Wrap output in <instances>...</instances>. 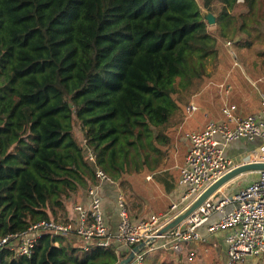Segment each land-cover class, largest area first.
<instances>
[{
    "label": "trees",
    "instance_id": "1",
    "mask_svg": "<svg viewBox=\"0 0 264 264\" xmlns=\"http://www.w3.org/2000/svg\"><path fill=\"white\" fill-rule=\"evenodd\" d=\"M200 2L0 0V237L68 220L97 181L87 148L114 181L141 171L166 142L175 83L210 76L223 41L264 37V0ZM129 251L45 232L30 255L0 250V264H118Z\"/></svg>",
    "mask_w": 264,
    "mask_h": 264
},
{
    "label": "built area",
    "instance_id": "2",
    "mask_svg": "<svg viewBox=\"0 0 264 264\" xmlns=\"http://www.w3.org/2000/svg\"><path fill=\"white\" fill-rule=\"evenodd\" d=\"M227 44H231V41ZM196 110L194 103L186 107L189 114ZM232 110L231 105H224L222 120L209 121L203 129L188 134V149L178 179V184L184 189L182 200L188 201L186 206L231 167L249 161H264V109L246 116H237ZM237 140L252 145L246 151L252 156L236 159L239 152L228 154L227 146ZM86 157L93 164L97 181L87 189V203L73 206L76 218L65 221L43 219L30 223L24 231L0 237V250L6 248L15 255H30L45 232H74L85 244L131 249L156 235L165 223L176 216L175 212L152 214L148 219L135 222L129 216L123 196L118 193L119 222L116 230L112 231L104 217L99 185L113 184L115 181L96 165L95 154L89 148L86 149ZM228 205L231 208L225 210ZM176 206L173 203L170 210L174 211ZM213 211H221L222 215L208 225V230H229L225 242L226 254L231 262H242L248 256L264 255V171H258L255 179L235 193L206 198L183 222L159 237H167L171 249L179 253L183 243L201 238L198 227ZM151 249L152 246L147 245L134 255L130 264H142L145 253Z\"/></svg>",
    "mask_w": 264,
    "mask_h": 264
},
{
    "label": "crops",
    "instance_id": "3",
    "mask_svg": "<svg viewBox=\"0 0 264 264\" xmlns=\"http://www.w3.org/2000/svg\"><path fill=\"white\" fill-rule=\"evenodd\" d=\"M228 41L229 40L225 41V43L227 44ZM232 43L233 42L231 41V44ZM239 55L243 61L248 62L246 60L247 56L243 55V53H240V50ZM252 69L253 68L251 66L247 68L246 66L237 63V60L232 61L231 68L226 69L223 72L221 78L215 80V82H212L215 85V96L213 97V101L208 100L206 102L210 103H204V100L201 99L198 94L192 95L191 97H194V99L190 103H194L197 106V110L189 114L186 111V107L187 105H189V103L184 106L181 105L182 112H180L175 117L177 122H173L171 125L168 124L169 127H167L166 125V128H168V130L172 131L174 129V134L169 141V143L172 144V148L176 149V145L178 144L183 145H181L182 150H180L179 148V154H177V156L173 154L174 156H171L169 158L166 168L160 170L156 168L157 166L155 165V168L152 171L148 170L146 174V178L150 180L151 183L149 186L153 187L154 185H156L159 194L163 196L162 202H157V204H155L156 206L153 208L154 212L166 211L169 205L174 202V200L178 196H180V193L184 190L183 187L178 184V179L180 167L184 162L185 154L188 149L189 133H191L192 131L203 129L209 121L222 120L224 117L222 113V108L224 105H231L233 107V113L237 116H246L248 114L261 112L264 109V67H262L261 64L257 67V69ZM262 76L263 78H261ZM210 87H212V85ZM185 111L188 118H185ZM249 146H251V144H249L248 142L244 140H237L228 145L226 151L228 152V154H235V152L238 153L242 150L247 151ZM250 155H252V153H241L236 157V159L250 157ZM153 163L155 164V161ZM232 181L220 190V195L230 194L231 191L229 193L228 191L232 189V187L228 189V186L232 184ZM146 184H149V182H147ZM99 188L102 194V206L104 210L105 220L109 223L112 231H115L119 222L117 195L120 192L115 190V185L110 183H101L99 185ZM77 200L78 201L76 203H67L66 219L71 220L76 218V212L73 209V206L77 203H87V195L79 197ZM155 201L157 200L155 199ZM230 208L231 205H228L225 207V210H229ZM221 215V211H213L208 216V219L198 227L201 238L183 243L182 249L179 253L174 252L171 249L167 237L156 238L155 241L151 244L152 249L147 252L149 254H154L152 255L153 258L149 260L148 264L161 261L164 258L168 259V257L163 258V256H161L164 253V250L169 251L170 254L173 252L179 255V257L181 255H183V257L184 255L186 257H190L194 251L192 250V248L198 247L197 244L201 243H204L209 247H213L214 249H224L226 252L225 237L229 230H208V225L217 220ZM129 216L130 218H132L130 214ZM173 256L174 255L171 254L169 259H172L173 261H175V259L177 260V258H174ZM171 257H173L174 259Z\"/></svg>",
    "mask_w": 264,
    "mask_h": 264
},
{
    "label": "rangeland",
    "instance_id": "4",
    "mask_svg": "<svg viewBox=\"0 0 264 264\" xmlns=\"http://www.w3.org/2000/svg\"><path fill=\"white\" fill-rule=\"evenodd\" d=\"M198 2L201 3L200 0H198ZM200 6L202 7L201 4ZM201 9H202V12L205 10L204 7H202ZM208 27L212 31L213 30L215 32L218 31L217 23L212 24V25L208 24ZM232 38L239 39L238 35H233ZM242 45H240L239 43L235 44L234 42L232 44H226L225 41H223L222 45L219 46L221 48L218 50V53H217L218 55L215 57V59H212L211 57L206 58L205 71L210 76L206 77V79H202L201 81L195 80L192 83H190V85H187L185 87L179 86L178 83H175V88H174L175 92H174V97H173L175 101V106L172 109L171 115L166 124L167 127H169L168 124L171 125L173 122L174 123L177 122L175 117L180 112H182L181 105L184 106L187 103L192 102L194 99V97H191L192 95L198 94L201 97V99L204 100V103H210V102H206L208 100L213 101V97L215 96V92H214L215 85L212 82H215V80L221 78L223 75V72L226 69L231 68L232 61L237 60V63L243 66H246L247 68L251 66L253 69H257V67L261 64H262V67H264V53L260 54L261 51H264V37L261 36V38H255L254 42L251 45L252 48H248L245 46L243 47ZM238 50H241V53L247 56L246 60L248 62H245L241 59L240 55H238L239 53ZM255 53H258V54H255ZM263 76L261 78H263ZM178 80L179 78H177V81ZM211 85L212 87H210ZM184 114H185V118H188L186 111ZM182 116H183V113H182ZM156 131L158 130L156 129ZM173 134H174V129L172 131L168 130V128H166L165 126V128H163L162 130V135H164V139L166 140V142L162 140V142H159L156 146L158 147V150L160 151H154V150L151 151V156L149 155V158H148L149 163L143 166L141 168V171L133 172V168L130 167V169H128L126 173H124L120 179H117V181L113 183V185H115V190L120 192L121 195L123 196L127 210L129 214L132 216L131 219L135 222L148 219L152 214L153 215H159V214H164V213L171 214L175 212L176 215H178L179 213L183 212L189 206V205L186 206L188 204V201L182 200V197L184 195V190H183L180 193V196H178L174 200V202H172L169 205L166 211H163V212L153 211V208L156 206L155 204H157V202L159 203L162 202L163 196L159 194V191L156 185H154L153 187L149 186L151 183H150V180L146 178V174L148 170L152 171L155 168V165L157 166V164L159 163H160V167L159 168L157 167L158 169L161 170L163 168H166L169 158L174 155L177 156V154H179L178 153L179 148L180 150H182L181 145L183 144L181 145L178 144L176 145V149H173L172 144L169 143L170 138L172 137ZM251 148H252V145L249 146L248 150H250ZM245 152L246 150L239 151L240 154L245 153ZM235 154L237 153L235 152ZM156 160L158 163H156ZM154 161H155V164L153 163ZM257 176H258L257 171L256 172L255 171L246 172L245 174L238 176V178L234 179L232 181V184L228 186V189L232 187V189H230L228 193L230 191H231L230 194L235 193L238 189H240L241 186L243 187L244 184L253 180ZM147 182H149V184H146ZM84 193L86 194V191H84ZM155 199L157 201H155ZM173 203H175L177 206L176 208H174V211H171L170 208ZM197 245L198 247L192 248V250L194 251L190 257H186L185 255L184 257L183 255L179 257V255L172 252L171 254L174 255L173 257L177 258V260L175 259L174 263L175 264H263L264 262L262 261L264 260L263 254L253 256V257L248 256L242 262H231L228 259L227 254L224 249L223 250L214 249L213 247H209L204 243L197 244ZM171 254L169 251L164 250V253L161 256H163V258L168 257L169 259ZM152 255L154 254L145 253L143 264H148L149 260L153 258Z\"/></svg>",
    "mask_w": 264,
    "mask_h": 264
},
{
    "label": "water",
    "instance_id": "5",
    "mask_svg": "<svg viewBox=\"0 0 264 264\" xmlns=\"http://www.w3.org/2000/svg\"><path fill=\"white\" fill-rule=\"evenodd\" d=\"M205 20L208 24L212 25L216 22V15L208 9H205L203 12ZM250 171H264V161H249L245 163H240L236 166L231 167L228 171L222 174L220 177L209 183L199 194L198 196L189 204V206L181 213L173 217L170 221L165 223L156 233V235L142 241L135 246H133L128 254L119 260L118 264H130L133 260V257L136 253L143 250L147 245H151L156 238L164 235L170 229L176 227L178 224L183 222L189 215H191L197 207L209 197L216 198L220 195V190L234 178L238 177L241 174Z\"/></svg>",
    "mask_w": 264,
    "mask_h": 264
}]
</instances>
